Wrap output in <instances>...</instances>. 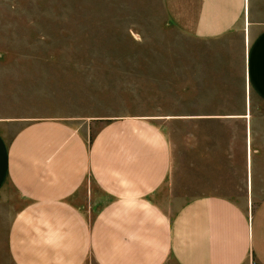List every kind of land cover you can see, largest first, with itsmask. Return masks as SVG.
I'll return each mask as SVG.
<instances>
[{
	"label": "crops",
	"instance_id": "obj_1",
	"mask_svg": "<svg viewBox=\"0 0 264 264\" xmlns=\"http://www.w3.org/2000/svg\"><path fill=\"white\" fill-rule=\"evenodd\" d=\"M158 1L74 8L153 49L103 58L98 94L84 67L82 109L13 116L3 43L0 264H264V0Z\"/></svg>",
	"mask_w": 264,
	"mask_h": 264
},
{
	"label": "rangeland",
	"instance_id": "obj_2",
	"mask_svg": "<svg viewBox=\"0 0 264 264\" xmlns=\"http://www.w3.org/2000/svg\"><path fill=\"white\" fill-rule=\"evenodd\" d=\"M158 6V0H0V50H3L5 43L7 54L12 57V115L50 114V108L46 107L48 100L57 104L63 102L65 107L70 101V108L75 104L82 109L83 89L74 85L73 79L75 75L83 79L84 67L91 72L92 93L98 94L100 85L105 83L101 78L106 75L100 72L110 66L103 58L119 55L130 57L143 54L144 50L153 51L147 48L132 49L127 42L132 38L126 34L118 38L122 47L102 46L107 43L105 40L101 44L91 39V36L93 39L98 37L96 30L99 29L101 17L73 16L74 8L82 9V12L84 8H88V11L96 9L93 11L99 13L102 8ZM4 11L6 16L2 15ZM85 18L92 19L90 24H96L97 29L95 26L85 27ZM141 38L162 40L163 36L149 28L142 32ZM166 38L179 37L172 33ZM124 84L131 88V79H125ZM108 88L114 90L109 85ZM122 90L125 91L124 87ZM96 128L91 127V136Z\"/></svg>",
	"mask_w": 264,
	"mask_h": 264
}]
</instances>
